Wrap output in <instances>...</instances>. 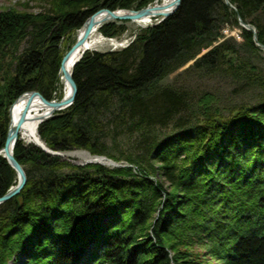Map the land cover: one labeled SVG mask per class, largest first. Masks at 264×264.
I'll return each instance as SVG.
<instances>
[{
	"label": "trees",
	"instance_id": "obj_1",
	"mask_svg": "<svg viewBox=\"0 0 264 264\" xmlns=\"http://www.w3.org/2000/svg\"><path fill=\"white\" fill-rule=\"evenodd\" d=\"M38 1V13L0 11V149L10 105L30 90L54 96L62 59L90 15L154 2ZM229 1L235 8L181 0L128 47L85 53L74 68L73 105L40 124L41 139L53 151L82 149L120 163L107 137L132 134L143 151L118 167L79 165L19 139L15 156L28 180L0 206V264L17 254L29 264H264V50L239 21L264 44V0ZM127 21L99 31L121 37ZM182 68L230 79L231 99L245 90L255 99L224 107L218 93L163 83ZM17 177L0 155V197Z\"/></svg>",
	"mask_w": 264,
	"mask_h": 264
},
{
	"label": "water",
	"instance_id": "obj_2",
	"mask_svg": "<svg viewBox=\"0 0 264 264\" xmlns=\"http://www.w3.org/2000/svg\"><path fill=\"white\" fill-rule=\"evenodd\" d=\"M226 3L229 4L232 8H235L234 5L230 4L229 0H226ZM180 4L181 0H171L168 2L164 1L161 3H158V0H154L153 3H150L146 7L140 9H99L85 20L83 25L78 30L79 35L76 42L66 52L60 66L59 74L62 75V79L69 87V94L63 96L62 98H49L44 96L37 90H30L21 94L9 107L10 125L5 146L0 149V155H2L16 170L19 180L17 185L11 187V189L6 194L0 197V205L5 204L6 202L13 199L16 195L20 194L27 184V172L24 166L18 161L15 156V148L21 134V128L28 120L30 111L37 102H39L44 108H46L47 111L44 112L39 119L42 123L45 120L54 117L57 112L66 110L73 105L78 92L77 83L73 76L74 68L88 51L89 38L93 34V32L102 25L109 22L119 20H128L134 22L147 17H155V22L150 25L155 26L173 15L179 9ZM239 21L242 26L253 32L255 42L264 50V44H262L258 40L256 29L251 24L244 22V20L240 16ZM72 64L73 67H71ZM19 100H26L25 107L22 114L17 119H14L13 110ZM34 144L42 148L48 154L64 156L62 153L55 152L47 146H44L42 142H35ZM72 162L80 165H84L86 163H107L115 167L120 166L118 163L114 162L112 159L106 156H99L88 161Z\"/></svg>",
	"mask_w": 264,
	"mask_h": 264
},
{
	"label": "rangeland",
	"instance_id": "obj_3",
	"mask_svg": "<svg viewBox=\"0 0 264 264\" xmlns=\"http://www.w3.org/2000/svg\"><path fill=\"white\" fill-rule=\"evenodd\" d=\"M29 4V7H26V5ZM10 7H15L19 10L28 9L31 12L38 13L44 9V4L41 3L38 0H0V11L4 9H8ZM154 23V22H153ZM125 25L127 27L126 34L124 33L121 37L123 39H120L118 37V42H125V40L129 41L131 40L134 35L140 31L142 28H146L150 26L148 25H140L137 22L133 21H127L125 22ZM224 33L228 36H235L237 39H240L239 30L234 29L230 30L228 27L224 29ZM94 38H97L100 42L90 51H107V49H111L114 47L113 43L108 39H103L100 34L94 36ZM25 44L21 46V49H23ZM116 49V48H113ZM260 63L264 65V59L259 60ZM187 67V66H186ZM185 68V67H184ZM182 68L178 72L170 75L168 78H166L163 83L164 84H170L177 86L181 89L188 90L189 94L195 95L200 94L204 91H210L218 93L221 97L222 104L225 107L226 105H231L233 101H253L255 99V92L253 90H245L246 92L232 97V88L233 83L230 81V79H225L222 76H210V77H193L189 76L187 74H182ZM55 97V92L53 94ZM171 129V126L163 128V132L168 133ZM19 139H22L23 142L26 145H29V143L22 135H20ZM107 143L109 147V152L113 154L116 157H120L121 161H119V164L126 163V157L131 155H140L143 151V146L138 141L137 136L132 134H122L120 136H117L116 138H112L111 136L107 137ZM34 144V143H32ZM63 158L71 159V161L76 162H82L87 159L92 158V154L86 150H73L67 153H63ZM106 156V155H105ZM158 179L163 182L166 188H169V183L165 181L161 176L158 177ZM30 258L25 254H17L14 255L13 258L8 262V264H29Z\"/></svg>",
	"mask_w": 264,
	"mask_h": 264
},
{
	"label": "bare ground",
	"instance_id": "obj_4",
	"mask_svg": "<svg viewBox=\"0 0 264 264\" xmlns=\"http://www.w3.org/2000/svg\"><path fill=\"white\" fill-rule=\"evenodd\" d=\"M164 1L168 2L171 0H158V3H161ZM134 22H137L140 25H148V24H152L153 22H155V17H147V18L137 20ZM99 28L96 31H94L93 34L89 38L88 51L92 50L100 42L97 38H94V36H96L98 34L101 35ZM78 35H79V32L77 33L76 38L78 37ZM101 37H102V35H101ZM71 67H73V64L71 65ZM69 92H70L69 87L66 85L65 81L63 80L60 84L57 85V90L55 91V97L56 98H62L63 96L68 95ZM25 103H26V100H19L18 103H16L14 110H13L14 119H17L22 114L24 107H25ZM46 111H47V109L44 108L39 102H37L33 106L32 110L30 111L29 116H28V120L22 126L20 135H22L29 143L42 142L44 146H47L46 143L41 139L40 134H39V126L41 124V120H39V119H40L41 115ZM55 152H57V151H55ZM60 153H62V152H60ZM99 156H105V155H93L92 154V158H90V159H94V158H97ZM61 157H64V156H61ZM106 157H108V156H106ZM108 158H110V157H108ZM67 159L71 161V159H69V158H67ZM90 159H87L85 161H88ZM110 159H112L114 162L118 163V161L114 160L113 158H110ZM86 164H90V163H86ZM86 164H84V165H86ZM96 164H100V163H96ZM102 165L115 167V166L109 165L107 163H104ZM17 183H18V181H17ZM17 183H16V185H17Z\"/></svg>",
	"mask_w": 264,
	"mask_h": 264
},
{
	"label": "built area",
	"instance_id": "obj_5",
	"mask_svg": "<svg viewBox=\"0 0 264 264\" xmlns=\"http://www.w3.org/2000/svg\"><path fill=\"white\" fill-rule=\"evenodd\" d=\"M110 41H112V42H115V46H116V41L114 40V39H109ZM131 43V40H129V41H127V40H125V42H123V43H120L121 45H124V46H127V45H129ZM114 44V43H113Z\"/></svg>",
	"mask_w": 264,
	"mask_h": 264
}]
</instances>
